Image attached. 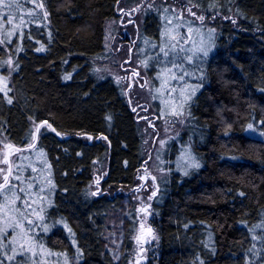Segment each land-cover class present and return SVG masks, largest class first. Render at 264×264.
I'll return each mask as SVG.
<instances>
[{
    "label": "trees",
    "instance_id": "1",
    "mask_svg": "<svg viewBox=\"0 0 264 264\" xmlns=\"http://www.w3.org/2000/svg\"><path fill=\"white\" fill-rule=\"evenodd\" d=\"M122 1L0 7V75L9 77L0 85V142L26 146L42 124L37 151L49 161L53 187L42 221L48 229L35 240L51 250L47 264H131L134 256V190L148 163V130L98 61L106 21ZM189 1L216 27L207 77L179 138L199 167L178 165L175 141L151 198L155 242L146 264H264V0ZM127 206L116 258L108 226Z\"/></svg>",
    "mask_w": 264,
    "mask_h": 264
},
{
    "label": "rangeland",
    "instance_id": "2",
    "mask_svg": "<svg viewBox=\"0 0 264 264\" xmlns=\"http://www.w3.org/2000/svg\"><path fill=\"white\" fill-rule=\"evenodd\" d=\"M201 16L203 20L199 19ZM214 19L213 16L202 14L189 0H123L118 7L117 17L106 21V56L98 60L100 72L103 76L113 77L122 86L128 101L148 130V163L141 173L140 185L134 190L137 196V223L136 247L131 264H146L154 248L155 231L150 223L151 198L158 191L156 181L167 173L173 143L178 141L175 160L178 165L188 169L193 159L199 164L190 143L187 140L180 141L179 138L186 130L189 105L201 89L202 83L199 81L207 77L206 64L215 46L216 27L212 26ZM161 48L169 52L168 57H164ZM182 73L185 74L184 79L180 80L178 78ZM8 83L9 77L0 75V85ZM173 112L182 114L173 115ZM38 125H34L28 144L35 141ZM40 130L42 132L43 127ZM7 144L6 140L0 142V168L5 171L7 165L2 161L4 154H7ZM37 149L38 145L28 152L10 154L13 175L18 174L23 183L16 180L11 182L25 190L24 193H17L20 200L16 201V207L28 220L33 221V225L29 226L24 216L19 215L11 205L5 210L7 215L5 211H0V221L23 225V229L17 227L15 232L8 229L6 238H0V245L1 240L4 241V245L0 246V264H9L6 260L10 258L15 259L10 264H47L46 259L51 256L35 240V235L45 230L44 227V230L40 229V226L52 200L53 187L49 161L45 153ZM16 165L21 166L19 173L15 171ZM103 170L97 172L93 187L96 191L105 176ZM23 201H28L31 207L26 208ZM3 204L4 201L0 199V205ZM131 207L117 211L112 224L108 226L111 231L107 234V245L114 250L116 258H122L123 230L127 229L131 220ZM141 223L144 224L143 230ZM149 227L152 229L151 234L147 232ZM138 236L140 239H137Z\"/></svg>",
    "mask_w": 264,
    "mask_h": 264
},
{
    "label": "snow or ice",
    "instance_id": "3",
    "mask_svg": "<svg viewBox=\"0 0 264 264\" xmlns=\"http://www.w3.org/2000/svg\"><path fill=\"white\" fill-rule=\"evenodd\" d=\"M19 6H20L19 4L13 3V2H11V0H9V2H7V3L5 2V0H0V7H5V8H8V9L11 10L13 8L18 9ZM41 7H42V5H41ZM189 11H191V10L189 9ZM192 14L195 15L194 13H192ZM29 15H31V14H29ZM8 19H9V21H11V14L10 13L8 15ZM199 19L203 20V17L201 16V17H199ZM160 51H161V53H163L164 57H168V55H169L168 51H166L164 48H161ZM204 54L207 55V52H204ZM188 59L191 60V57H188ZM174 67H175V65H174ZM184 75L185 74L182 73L179 76L178 79L183 80L184 79ZM65 79H67V77H65ZM173 91H175V90H173ZM9 103H11V100H9ZM181 107H182V105H181ZM172 114L173 115H181L182 113L173 112ZM48 127H51V126L48 125ZM248 127L251 129L252 125H249ZM40 128H41V126H37L35 131L37 133H39L40 132ZM161 143H163V141ZM20 151H22V150H17V153H19ZM17 158H19V157L17 156ZM2 163L4 165H9V157H8L7 154H4ZM189 166H191V167H199V164L196 163L194 161V159H193V160H191V163H190ZM15 171L17 173H19L20 165H16L15 166ZM0 176H2V180H3V182L0 183V199H2L4 201V204L0 205V211H5L6 209H8V206L11 205L12 208L19 215L24 216V213L20 212L19 208L16 207V201L20 200V196L17 193H24L25 190L23 188H18L16 186V184L11 182L12 180L20 181L19 175L18 174L17 175H13V168H12V166L9 165V167L7 168L6 171H5V169L0 168ZM20 182L23 183V181H20ZM31 187H32V185L29 184V188H31ZM10 196L13 197V198L10 199ZM22 203L25 205L26 208H30L31 207V205H30V203H28V201H23ZM142 211H146V209H142ZM5 215H7L6 211H5ZM24 219L27 221V224L29 226L33 225V221L32 220H28L27 216H24ZM17 227H20L21 229H23V225L18 223V222H11L10 223V222H7L6 220L0 221V238H6L8 229H12L15 232ZM140 227L143 230L144 229V224L141 223ZM46 230L47 229H45V231ZM147 232L149 234H151L152 233V229L149 227L147 229ZM137 239H140V237L138 236ZM9 243H12V241H10Z\"/></svg>",
    "mask_w": 264,
    "mask_h": 264
},
{
    "label": "water",
    "instance_id": "4",
    "mask_svg": "<svg viewBox=\"0 0 264 264\" xmlns=\"http://www.w3.org/2000/svg\"><path fill=\"white\" fill-rule=\"evenodd\" d=\"M38 126H42V124H39ZM38 134L36 132V140L34 141V143H32L31 145L29 146H18V145H12V144H8V150H7V155L9 157V165L13 167V164H12V160L10 158V154L11 153H17V150H24V149H31L33 148L36 144H37V141H38ZM58 135H60V133H58ZM13 150V152H11ZM8 165V167H9ZM2 183V182H1ZM149 207V206H148Z\"/></svg>",
    "mask_w": 264,
    "mask_h": 264
},
{
    "label": "flooded vegetation",
    "instance_id": "5",
    "mask_svg": "<svg viewBox=\"0 0 264 264\" xmlns=\"http://www.w3.org/2000/svg\"><path fill=\"white\" fill-rule=\"evenodd\" d=\"M39 134H40V132H39ZM39 134H38V139H39ZM35 138H36V134H35ZM36 140V139H35ZM38 142V141H37ZM31 145V144H30ZM27 146H29V144L27 145ZM37 146V144L34 146V147H36ZM33 147V148H34ZM33 148H31V149H33ZM31 149H24V150H22V151H20L19 153H15L16 155L17 154H21L23 151L24 152H28V151H30ZM12 164H13V162H12ZM7 168H8V165H7ZM13 168V167H12ZM1 182H3V180H1L0 181V183ZM43 225H44V223H42L41 224V226H40V229H43ZM40 241H38V243H39ZM1 245H4V241H2L1 240ZM0 245V246H1ZM42 248H44L50 255H51V250L49 249V248H47V246L45 245V243L42 241V242H40V244H39ZM0 255H2V253H0ZM49 257H51V256H49ZM4 258V257H3ZM5 259H7V258H5ZM8 260H10V262L8 261ZM15 259H12V258H10V259H7L6 260V263L8 262L9 264L10 263H12L13 261H14Z\"/></svg>",
    "mask_w": 264,
    "mask_h": 264
}]
</instances>
